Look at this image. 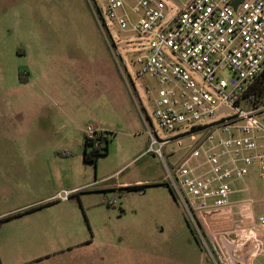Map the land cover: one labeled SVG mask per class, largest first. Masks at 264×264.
<instances>
[{"label": "rangeland", "instance_id": "374dc122", "mask_svg": "<svg viewBox=\"0 0 264 264\" xmlns=\"http://www.w3.org/2000/svg\"><path fill=\"white\" fill-rule=\"evenodd\" d=\"M187 1L166 3L174 13ZM146 46L104 0H0V264H245L232 226L191 212L169 177L189 140L164 158L146 151L148 129L178 133L155 116L157 80L137 75ZM89 125L107 147L96 161L85 158ZM232 188L233 202L264 214L258 160ZM62 190L67 200L39 203ZM250 264H264V246Z\"/></svg>", "mask_w": 264, "mask_h": 264}, {"label": "built area", "instance_id": "2783aa9c", "mask_svg": "<svg viewBox=\"0 0 264 264\" xmlns=\"http://www.w3.org/2000/svg\"><path fill=\"white\" fill-rule=\"evenodd\" d=\"M104 1L120 28L146 38L135 59L137 75L157 80L155 116L164 130L178 131L159 137L148 129L147 152L164 158L166 145L182 147L188 139L189 155L169 171L174 187L191 212L203 213L210 226H232L223 229L234 231L236 248L256 255L264 246V215L250 212L252 201L230 196L232 182L243 179L254 160L264 178V104L241 103L264 69V0H188L174 13L166 0ZM97 15L105 22L98 6ZM146 89L152 91L150 84ZM86 136L100 146L102 131L94 125ZM69 197L62 190L52 199ZM245 215L251 223L236 227Z\"/></svg>", "mask_w": 264, "mask_h": 264}, {"label": "trees", "instance_id": "16d2710c", "mask_svg": "<svg viewBox=\"0 0 264 264\" xmlns=\"http://www.w3.org/2000/svg\"><path fill=\"white\" fill-rule=\"evenodd\" d=\"M241 103L246 108H253L264 104V69L251 83ZM84 148H85V158L92 159L93 161H96L97 156L105 153L107 149V147H104V149L102 147H95L89 141L87 136H85ZM128 189L136 190L139 188L138 186H129ZM170 189L172 193L175 194L173 188ZM6 218L7 217L3 218V221Z\"/></svg>", "mask_w": 264, "mask_h": 264}, {"label": "crops", "instance_id": "0c3cea01", "mask_svg": "<svg viewBox=\"0 0 264 264\" xmlns=\"http://www.w3.org/2000/svg\"><path fill=\"white\" fill-rule=\"evenodd\" d=\"M148 148V147H147ZM147 148H146V151H147ZM84 152H85V148H84ZM155 155V154H154ZM124 185L125 184H128L127 182H124L123 183ZM57 193V192H56ZM56 193H54V194H51V195H49V196H47L45 199H43L41 202H39V203H45L46 202V204H43V205H45V206H47V205H51V203H53V201L55 200V199H52L53 198V196L56 194ZM171 193H172V191H171ZM172 195L174 196V199H175V202H177V199H176V197H175V194H173L172 193ZM242 200V199H241ZM238 201H240L239 199H237V201H235V202H238ZM35 204V203H34ZM255 217H257L258 215H264L263 213L262 214H259V213H256V209H255V207L254 206H252V211H250ZM235 214H236V216H234L235 217V219L236 218H239V216L241 215L240 213H238V212H235ZM244 219H246L248 222H246L245 221V224H244V226H246V225H249L251 222H250V220H249V218H248V215L246 216H244ZM238 223V222H237ZM237 223H236V227H237ZM234 232V231H233ZM262 239H264V238H262ZM250 250V249H249ZM250 252V251H249ZM248 252V254L246 253V252H244V261H245V264H250V262L252 261V258L254 257V256H256V255H250V253ZM246 253V254H245ZM217 255V259H219L220 261H223L222 259V254L220 253H218V254H216ZM232 260H233V258H231V262H232ZM237 261V260H236ZM233 264H234V262H233Z\"/></svg>", "mask_w": 264, "mask_h": 264}]
</instances>
